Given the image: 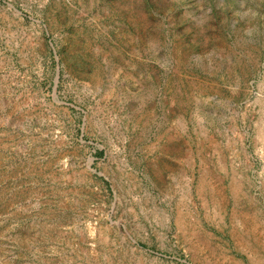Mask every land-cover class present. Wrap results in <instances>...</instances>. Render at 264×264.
Segmentation results:
<instances>
[{
  "label": "rangeland",
  "instance_id": "1",
  "mask_svg": "<svg viewBox=\"0 0 264 264\" xmlns=\"http://www.w3.org/2000/svg\"><path fill=\"white\" fill-rule=\"evenodd\" d=\"M245 197L264 0H0V264H201Z\"/></svg>",
  "mask_w": 264,
  "mask_h": 264
},
{
  "label": "crops",
  "instance_id": "2",
  "mask_svg": "<svg viewBox=\"0 0 264 264\" xmlns=\"http://www.w3.org/2000/svg\"><path fill=\"white\" fill-rule=\"evenodd\" d=\"M244 202L242 215L245 218L237 220L239 235H234L231 223L219 227V221L225 219V214L216 204L203 211L199 220L200 230L195 225L191 230L193 234L188 237H194L195 242L201 244L203 253L196 258L201 264H264V206L260 204L252 208L247 197ZM246 218L253 220L251 226L246 223Z\"/></svg>",
  "mask_w": 264,
  "mask_h": 264
}]
</instances>
